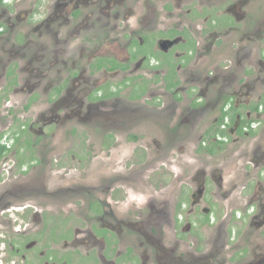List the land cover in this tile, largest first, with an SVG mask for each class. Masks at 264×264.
Instances as JSON below:
<instances>
[{
  "label": "flooded vegetation",
  "instance_id": "obj_1",
  "mask_svg": "<svg viewBox=\"0 0 264 264\" xmlns=\"http://www.w3.org/2000/svg\"><path fill=\"white\" fill-rule=\"evenodd\" d=\"M22 2L13 0L10 5H4L0 0V39L10 32L13 40L9 50L0 46V52L3 56L7 52L4 63L9 68L12 65L11 77H19L14 82L1 79L0 106L15 94L19 83L22 86L23 79L29 87L36 78L38 83L45 81L47 87L42 94L30 95L28 101L33 107L39 102L37 96H43L49 108L39 111L37 120L20 122L13 118L19 130L11 136L14 140L11 144L3 141L5 130L0 133V142H6L5 146L0 143V224L11 226L16 234L15 244L7 236H0V264H74L73 254L81 259L89 258L84 264H264V0H32L27 9L18 10ZM220 16L225 17L222 23L218 22ZM115 19H121L125 25L117 26ZM109 21L122 33L128 56L123 62L115 57L105 58L109 67H103L97 59L96 65L108 76L127 74L121 84L119 81L114 84L122 89L129 87L141 98L134 95L127 97V101H115L114 95L120 89L113 88L116 91L111 92V80L96 87L95 82L81 81L83 78L76 72L74 76L60 77L59 68L53 71L57 64L54 56L58 54L38 57L30 50L31 32L61 51L73 40L76 30ZM16 51L21 54L28 51L32 55L18 70H14L19 58ZM172 59L176 60L175 77L167 81L165 76L173 68ZM137 66L146 74L163 72L164 84L162 91H157L159 96L150 90L145 74H133ZM136 81L145 83V87L136 88ZM169 85L172 87L167 88ZM150 94L156 103L165 96L162 103L169 111L146 106ZM133 103H140V108ZM142 103L145 107L141 111ZM51 113L65 118L52 133L57 125L51 120ZM171 114L174 118L171 125L180 119L178 124L182 126L177 134L159 129L157 140L144 139L143 164L130 172L133 178L130 186L135 187V193L123 211L115 210L109 202L122 190L114 169L92 183L70 181L72 185H69L67 181L66 186H52L48 191L45 179L50 170L44 169V165L48 162L46 167H51L55 144L47 139L59 128L70 125L73 116L86 122L88 130L99 128L104 135L114 136L119 132L122 137L127 132L117 130L123 124L121 120L127 121L124 125L127 126L140 119L142 126L141 118L166 121ZM205 120H210L211 126L198 136L197 142L203 138L207 144L210 141L226 144L233 136L231 143L236 147L232 150L233 157L228 156L219 172L211 167L199 172L193 170L194 175L189 178L182 176L179 180L185 194L174 197L171 187L159 195H150L144 176L152 171L146 179L152 185L151 178L164 148H168L167 142L175 139V135L182 138L184 132L188 137L191 133L188 126L192 128ZM149 124L158 130L156 122ZM72 130L70 126V134ZM26 132L39 141L46 140L42 144L44 155H35L33 143L37 141L22 140ZM117 145L116 140L114 148ZM25 151V157H21ZM11 154H16L15 162L9 157ZM59 161L63 164L62 155ZM37 167L43 170L40 183L26 178ZM236 168L242 169L241 174L251 184L240 200H232L235 184L221 193L224 181L228 182L225 178ZM60 169L64 171V166L55 170ZM9 175L11 178L6 182ZM191 182L196 184L195 189ZM242 182L243 178H239L236 183ZM207 191L213 198L210 202L201 198ZM30 194L41 197L42 201L29 202ZM55 196L58 200L52 201ZM122 196L123 193L120 199ZM69 197L82 205H75ZM65 201H69L64 205L70 212L69 223L70 217L82 213L80 224L70 229H66L67 216L63 213V217L41 213L49 210L48 206ZM231 202L234 207H229ZM86 212L92 214L85 216ZM196 215L203 217L197 219ZM53 219L62 221L61 237L52 238L47 233ZM77 220L78 217L74 222ZM82 220H87L86 225ZM193 232L195 247L190 259L163 245L167 238L176 244ZM41 240L45 244L43 249L38 248ZM225 249L233 253L228 260L223 258Z\"/></svg>",
  "mask_w": 264,
  "mask_h": 264
},
{
  "label": "rangeland",
  "instance_id": "obj_2",
  "mask_svg": "<svg viewBox=\"0 0 264 264\" xmlns=\"http://www.w3.org/2000/svg\"><path fill=\"white\" fill-rule=\"evenodd\" d=\"M31 3L32 0H27V3L25 2V0H23L18 10L23 8L27 9ZM224 20H225L224 16H220L218 18L219 23L224 22ZM114 23H116L117 26L125 25V23L121 19L118 20L115 19ZM117 26L114 28L112 26L111 21L96 22L88 29L83 28L82 30H76L72 36L73 40L70 43H68L66 46H63L64 48L62 47L61 49L62 53L60 50L56 48L55 44L53 45L46 39L45 40L40 39L34 34V32H31V35H29L28 40L29 42H32L33 46L30 48V50L34 51L38 57L41 54H43L44 56L55 55L53 53L58 54L54 56L57 60V64L56 67L53 68V71L59 68L62 73L60 77L63 75L67 77L74 76V73L76 72L78 73L79 78H83L81 81L88 80L95 82L96 87L101 86V84L107 85L109 80H111L113 84L110 90L112 89L111 92L116 91L113 88L117 89L119 88V86H116L114 82L119 81L120 83L121 79L127 77L128 75L116 74L113 76H108V73L103 74L102 68L96 65V60L98 59L99 61H101L103 67L105 66L109 67L110 63L105 62L104 61L105 58L111 59L115 57L118 61L123 62L121 60H124L128 56L126 44L121 40L122 33L119 32L118 29H116ZM123 40H125V38H123ZM12 43L13 40L12 37L10 36V32L6 33L3 36V38L0 39V46H3L5 51L9 50ZM16 52L19 58L18 60H16L18 66H15L14 70H18V68L24 65V63L28 60V57L30 59V56H32L28 51H26L23 54H21L18 51ZM4 54L5 56H3L2 53L0 52V74H1L0 86H1V79L3 77L7 79V82L10 81L14 82L16 79H19V77L17 78L16 76H15L16 78L15 77L13 78V76L11 77L10 71L12 65L11 68H9L8 64L4 63L6 60L7 52H4ZM54 57H51V59H53ZM172 60H173L172 62L173 68L166 72L167 78L165 76V80L167 81L168 79L171 78V76L175 77L174 66L176 65V60L174 59ZM133 74L134 75L145 74L146 76H144V78L147 79L148 81L147 85H150V90L151 91L154 90L155 95L159 96V94H157V91H162L164 84V79L162 78L163 72L159 70L158 72L146 74V72L142 68L137 66L133 71ZM22 82H23L22 86L19 83L18 87L16 88L15 94H12L11 98L7 99L6 102L0 106V133H2L5 130L2 134L6 136L7 142L9 144L14 142V140L10 139L11 136L14 135L15 133H18L19 130V126H18L19 124H15L13 118L19 120L20 122H23L24 119L37 120L38 112L49 108V104L46 103V99L43 96H37L39 98L38 99L39 102L35 105L33 104V107H31L32 105L28 101L30 95L35 93L37 94L43 93V89L47 87L45 81H41L40 83H38L37 79L35 78V81L30 83L29 87L26 85V80L23 79ZM169 83L173 84V82H169ZM144 87H145V83L140 84L139 82L136 81V88L141 89ZM171 87H172L171 85L167 86V88H171ZM1 88L2 87H0V90ZM6 90H8V88H6ZM118 92H119L118 94L114 95L115 97L113 100L115 101H119L117 99L120 100L123 99L127 101L128 100L127 97L129 98L134 95H137V97L141 98V96H139L137 93L136 94L132 93L129 87L123 89L121 88ZM164 97L165 96H161L159 103H156L158 101L154 99L153 94H150L147 97V101H145L146 106H149L157 111L167 112L169 111V109L164 108V105L162 103L164 101ZM167 102L170 103V101ZM133 104H138V103H133ZM139 104L137 105V107L140 108ZM142 105L143 106L141 107V111L143 107H145L143 103ZM26 106H28V109H25ZM181 109L183 110L184 108L181 107ZM178 110L179 108L174 109L173 111H178ZM63 119L65 118L60 114L54 113L52 115L51 120L54 122V124L57 125V127L54 126L50 133H52L55 129H57L58 126H61ZM141 119H143L142 126H140L141 125L140 119L136 120L135 122L129 123V125L127 126L124 125L127 124L128 122L121 120L120 123L123 122V124L120 127H118L117 130L125 131L127 132V135L120 137L119 132L116 134V136H114L112 133H108L107 135H104V132H102L99 128H97L96 130H88L87 129L88 124L86 122H83L78 117L73 116L70 125L59 128V130L55 134H53L50 138L47 139V140L52 139L55 144L54 148L52 149L51 161L49 163L51 167H46L48 166V162L47 164L44 165L45 168L43 167L46 170H50V172L47 174V178L45 179V181H48V191L49 192L51 191L50 188L52 186H56L60 184L66 186L67 181H69V185H72L70 181L89 184L92 183L96 178L105 175L107 171L114 169V171L118 174V177L120 179L119 181L121 183L119 187H122V190L115 198H114L115 195L114 194L113 197L109 200V202L113 205V208L115 210L120 212L123 211V207L127 205L128 202L130 201L129 198H132L133 191L135 193V190H133L135 187L130 186V184L133 181L132 174L130 172L132 171V169L141 167L143 164L144 155L142 154V145L144 139L155 137L154 140H157L158 134H160L159 129L162 132L165 131L169 134H177V132L182 126V124L180 125L178 124V122H180V119L176 120L175 123L171 125L174 120L173 114H171L166 119V121H163V119H154V120H148L144 118ZM151 122H156L158 124V130H156L155 127L153 126L152 127L149 126L151 125L149 124ZM210 123H211L210 120L209 121L205 120L193 125L192 128L191 126H188L189 129L191 130V133L188 137H187L188 133L184 132L182 138L181 135L179 136L175 135L174 136L175 139L172 138L169 142H167L168 148L167 149H165L166 147L164 148L163 150L164 155L161 158V160L157 163L158 168L155 170V175L151 178L152 185H150L146 181L147 176L151 175L152 171H149L144 176V183L146 185V190L149 191L150 195H157V194L159 195L160 193H164L165 191H168L171 187L174 197L180 194H185V191L182 192V188H183L181 184L182 181L179 180L182 179V176L189 178L194 175L193 170H197V172H199L202 171L203 168L209 169L211 167H215V170L218 172L223 169L224 163L227 162L228 160V156L233 157L231 155L234 153L232 152V150L235 149L236 147L233 146L231 141L232 138L234 137L233 136L230 137V140L226 144H219L212 141H210V143L207 144V141L204 140L203 138H202L203 140L202 139L199 140L198 143L197 142L198 136H200V134H202L206 128L211 126ZM70 126L73 127L72 134L69 133ZM132 134H136L137 136L134 137ZM65 137L66 140H64ZM27 138H29L31 142L34 140L35 142L37 141V143H33L36 151L34 148L31 147V149L35 151L36 153L35 155L41 154L46 151L42 147V144H44L46 140L39 141L35 139L33 136H27V132H26V135L22 140L24 139L27 140ZM255 138H253L252 140H255ZM116 140L118 141V145L114 148L113 145ZM205 146L206 148H208V151L202 150ZM26 151L21 157H25V154L27 153ZM60 153L63 156V164H61L59 161L61 156V155L59 156ZM221 153L223 155H221ZM9 157H12V160L14 162L17 159L16 154H11L9 155ZM78 160H82V162ZM84 161H86L87 165L84 164ZM239 164H242V161H239ZM63 166H64V171L63 169H60L59 171L55 170L57 167H63ZM247 170L253 171L252 168H248V167ZM42 172L43 170H41V167H37L35 169H32L30 173H28L26 178H31L33 182L40 183L41 182L40 176ZM241 172H242L241 168H236L232 170L230 173H228V176L225 178L226 180H228V182L224 181L225 184L223 185V187L221 186V193L224 192L223 190H227L229 187L233 186L234 184L237 186L232 191V193L234 194L232 200L241 198V194L246 193L248 186L251 185L246 179H244L243 176L244 173L241 174ZM10 178L11 176L9 175L6 178V182L10 180ZM239 178L240 179L243 178V182L237 184L236 182ZM161 182H163V185H160ZM192 183L194 184V182H191V185ZM188 186L189 188H191L190 185ZM195 186L196 184H194V189ZM153 187H156L158 191L156 192ZM42 191L41 193H44ZM121 193H123L124 196H122V198L120 199ZM209 193H210L209 191L205 192L204 196L201 198L205 199L207 202H210L213 198L209 195ZM27 197L29 198L28 199L29 202H34L35 199L37 201H42L41 197H37L32 194H30V196ZM54 198L55 200L52 201L58 200L56 196ZM69 198L75 205H80V206L82 205L81 201L75 200L73 197H69ZM109 198H110V194L109 197H107V199ZM68 202L69 201H65L63 203L50 205L48 206L49 210L47 209L43 210L41 213H43V215H45L46 213H50L51 215H56L59 217H63V215L61 214L63 213L64 215L67 216L66 222L68 225L66 229L68 227H69L68 229H70V226L72 227L74 225L80 224L79 217H82L81 216L82 213L70 217L71 221L69 223L68 217L70 215V212L68 206L64 207V205H68L67 204ZM234 206H235L234 203L231 202L229 207H234ZM83 211H85V209H83ZM87 213L88 212L85 213V216L87 215ZM88 214H92V213L90 212ZM77 217L78 220L74 222V219ZM202 217H203L202 215H196L197 219H202ZM82 221L86 225L87 220H82ZM50 224L51 226L47 231L48 235L52 238L61 237L63 234V231L61 229L62 221L59 222L56 221V219H53V222H51ZM15 235L16 234L12 231L11 226L8 228L7 225L0 224L1 237L7 236L8 239L10 238L12 242H14L15 244L16 243L14 237ZM193 235H195L194 232L190 233V235H184L187 238H183V240L177 242L176 244H174L172 239L167 238L163 241V245L167 249L173 251L175 254H179L186 259H190L194 255L193 249L195 247V242L192 238L195 237H192ZM25 238L26 237L24 236V239ZM47 240L49 242V237H47ZM50 243L51 242H49V244ZM40 244L41 245L38 248L43 249L45 246L44 240L43 243L41 240ZM223 253H224L223 258L227 260L230 258V256L233 255L232 252H228L226 249L223 250ZM76 256L77 255L73 254V257H75L74 264H84L85 260H89V258L81 259L80 257H76Z\"/></svg>",
  "mask_w": 264,
  "mask_h": 264
},
{
  "label": "clouds",
  "instance_id": "obj_3",
  "mask_svg": "<svg viewBox=\"0 0 264 264\" xmlns=\"http://www.w3.org/2000/svg\"><path fill=\"white\" fill-rule=\"evenodd\" d=\"M13 0H1V3L4 4V5H10L12 3ZM119 89H121L119 87ZM7 140L6 136L4 135V138H3V141ZM1 145L5 146L6 145V142H0Z\"/></svg>",
  "mask_w": 264,
  "mask_h": 264
}]
</instances>
